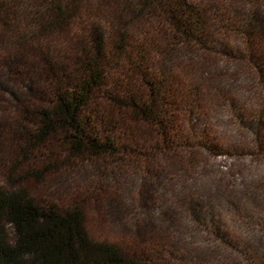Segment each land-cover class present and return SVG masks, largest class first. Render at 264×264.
<instances>
[{"label": "trees", "instance_id": "trees-1", "mask_svg": "<svg viewBox=\"0 0 264 264\" xmlns=\"http://www.w3.org/2000/svg\"><path fill=\"white\" fill-rule=\"evenodd\" d=\"M204 7L201 0H0V78L24 87L0 106V143L16 145L10 172H0V264H157L163 241L153 238L130 253L96 240L80 207L36 200L24 186L28 177L16 170L57 143L89 163L145 161L140 129L147 125L163 151L191 146L203 97L211 93L201 57L233 55L218 37L232 32L248 54L259 51L252 64L264 77L256 14ZM260 121L257 114L245 125L257 147L264 140ZM142 169L148 173L147 165ZM193 215L199 226L215 225L211 213ZM223 242L242 253V264H264V251Z\"/></svg>", "mask_w": 264, "mask_h": 264}, {"label": "rangeland", "instance_id": "rangeland-1", "mask_svg": "<svg viewBox=\"0 0 264 264\" xmlns=\"http://www.w3.org/2000/svg\"><path fill=\"white\" fill-rule=\"evenodd\" d=\"M201 1L209 13L233 6L254 12L264 32V1ZM226 36L218 38L230 44L231 57H201L207 72L202 73L204 85L213 96L208 92L203 97L191 146L163 151V143L152 141L147 125L140 129L148 143L145 161L129 157L89 163L62 153L57 143L47 155L37 153L22 162L16 176L28 177L24 186L36 200L80 207L87 232L96 240L117 243L130 253L153 238L163 241L166 252L157 257V264H242V253L223 240L243 252L263 253L264 140L257 147L245 128L259 114L264 137V77L252 64L261 54L255 47L256 53L248 54L245 42L232 32ZM250 42L251 47L256 45L253 39ZM23 88L0 78V106L20 96ZM5 144L0 143L4 175L16 152V145ZM153 146L161 148L151 150ZM142 165L148 166V173ZM43 166L47 169L41 177L29 176ZM193 213L204 219L211 213L215 225L195 224Z\"/></svg>", "mask_w": 264, "mask_h": 264}]
</instances>
